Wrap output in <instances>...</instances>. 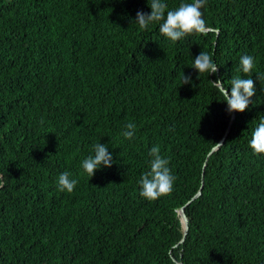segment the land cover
I'll return each instance as SVG.
<instances>
[{"label": "trees", "instance_id": "trees-1", "mask_svg": "<svg viewBox=\"0 0 264 264\" xmlns=\"http://www.w3.org/2000/svg\"><path fill=\"white\" fill-rule=\"evenodd\" d=\"M200 10L207 33L173 43L133 22L147 0H0V264H264V154L249 147L264 118V0ZM201 51L216 73L191 68ZM236 76L256 95L229 114L213 82L230 92ZM99 142L114 162L90 178L81 162ZM153 146L175 182L149 201L138 181ZM65 171L71 193L58 190Z\"/></svg>", "mask_w": 264, "mask_h": 264}, {"label": "clouds", "instance_id": "clouds-1", "mask_svg": "<svg viewBox=\"0 0 264 264\" xmlns=\"http://www.w3.org/2000/svg\"><path fill=\"white\" fill-rule=\"evenodd\" d=\"M150 7V13L137 11L133 22L138 24L141 30H145L151 24H158L159 33L169 41L175 43L182 38L192 34H206L208 26L203 19L201 8L206 0H191L190 3H180V5L168 10V5L164 0H147ZM255 66L254 57L243 55L239 60V70L244 74L252 72ZM192 69L199 74H214L218 71L217 64L212 56L204 51L193 60ZM199 78V77H198ZM257 80H264V75H257ZM192 83L191 76L183 74L182 85ZM213 83L220 85V91L224 96V102L227 104V112H244L252 103V97L256 95V86L253 78H241L240 76L232 77L229 88H223L220 80ZM124 139L132 140L136 135V125L128 123L125 130L121 133ZM221 146V143H216ZM249 147L255 155L264 154V118L259 120L258 126L252 132ZM94 155L83 159L81 168L85 174L92 178L95 172L101 168H110L113 164V155L108 151L106 144L96 143L93 146ZM151 157L150 170L143 173L140 180L139 195L140 197L155 201L161 197L168 196L173 191L175 176L169 167V160L162 157L159 146H153L149 151ZM77 180L71 178L69 172H62L57 180L58 190L60 192H73ZM4 185L0 182V188Z\"/></svg>", "mask_w": 264, "mask_h": 264}, {"label": "water", "instance_id": "water-1", "mask_svg": "<svg viewBox=\"0 0 264 264\" xmlns=\"http://www.w3.org/2000/svg\"><path fill=\"white\" fill-rule=\"evenodd\" d=\"M219 87H221V86L219 85ZM232 117H233V115H232ZM232 117H231V118H232ZM229 125H230V123H229ZM229 125H228V127H227V129H226L224 135L222 136V138L218 141V143H223V141H224V139H225V136H226V134H227V132H228ZM217 147H218L217 145H216L215 147H213V148L211 149V151L207 154L206 158H207L208 155H209L213 150H215ZM205 165H206V160L204 161V163H203V165H202V173H201V183H200V186H199L197 192L193 195V197H192L191 199L197 197V196L201 193V187H202V184H203V174H204V168H205ZM191 199H190V200H191ZM190 200H188V201L186 202V204L189 203ZM178 213H179V215L181 216V222H182V224H183V228H184L183 235H182V237H181V239H180V241H179V243H182V242L184 241V239H185V234H186V232H187V228H188V225H187V219H186L185 212H184V206H182L181 208L178 209Z\"/></svg>", "mask_w": 264, "mask_h": 264}]
</instances>
